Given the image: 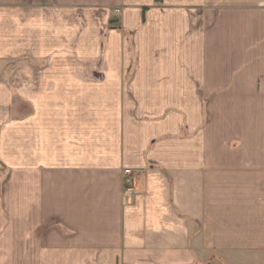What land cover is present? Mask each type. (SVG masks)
Instances as JSON below:
<instances>
[{"label":"crops","instance_id":"1","mask_svg":"<svg viewBox=\"0 0 264 264\" xmlns=\"http://www.w3.org/2000/svg\"><path fill=\"white\" fill-rule=\"evenodd\" d=\"M157 1L0 0L23 201L63 231L6 264H264V0Z\"/></svg>","mask_w":264,"mask_h":264},{"label":"rangeland","instance_id":"2","mask_svg":"<svg viewBox=\"0 0 264 264\" xmlns=\"http://www.w3.org/2000/svg\"><path fill=\"white\" fill-rule=\"evenodd\" d=\"M206 2L211 3V0H206ZM251 2L254 3V6L259 3V0H221L220 6V17L223 20H228L229 15L234 13L235 10H241L247 8ZM208 3L202 7H199L203 12L201 13L202 20L205 26H212V23H216V12H212V7ZM158 8L162 11H166L167 7L164 5L162 0H158L152 6L146 9H155ZM218 9V6H214ZM145 10V9H144ZM119 13V10H117ZM218 14V13H217ZM147 18V15H146ZM143 18V21L147 22V19ZM112 27L116 29L120 28L121 25L114 23ZM110 27V26H109ZM111 28V27H110ZM123 33V32H122ZM128 39L129 45L132 47V37L126 36ZM127 43V42H126ZM11 69V70H10ZM20 71V66L11 67H1V74H6L8 77L16 74ZM12 73V74H11ZM0 84L12 87V98L5 99V97H0V158L4 162L2 165L6 166L8 170L4 171V168L0 164V264H6L5 251L7 244L9 243L6 240V237L11 236L13 242L18 241V247L20 246V236L28 235L32 241L31 243L35 246L37 241L36 236L45 235L46 243L49 241V238L54 234V231L59 234L63 232L61 230V223L59 220H52L49 225L37 228L36 226L32 227V224H36L38 218L43 223L45 218L43 217L46 213L44 210H37L36 207V196H29V209L27 208L26 201H23V198L26 199V196L21 193L22 180H21V146H20V123L22 115L21 101L19 96V82H11L10 79L5 81V77H0ZM2 96V94H0ZM204 107H207L206 105ZM157 114V125L161 122V115ZM152 119V117H149ZM207 120V115H204V123ZM1 161V162H2ZM126 171V170H125ZM132 172V170H131ZM126 175V174H125ZM133 179V172L131 176L126 175L127 178ZM134 181V179H133ZM134 186V185H133ZM44 199V198H43ZM128 201V198H126ZM43 204V200H42ZM28 230V231H27ZM37 244V242H36ZM13 247V244H12ZM19 252V251H18ZM49 257V255H48ZM51 257V255H50ZM48 259L46 258V261ZM15 263V261H14ZM17 264H20V261H16ZM15 263V264H16ZM50 263V262H49ZM8 264V263H7ZM10 264V263H9Z\"/></svg>","mask_w":264,"mask_h":264},{"label":"built area","instance_id":"3","mask_svg":"<svg viewBox=\"0 0 264 264\" xmlns=\"http://www.w3.org/2000/svg\"><path fill=\"white\" fill-rule=\"evenodd\" d=\"M125 174L127 175V176H131L132 175V172H131V170H126L125 171ZM125 184H126V186L128 187V189L126 190V192H125V197L126 198H128V201H129V198H130V196H131V194H132V191H131V187L134 185V181H133V179L132 178H127L126 180H125Z\"/></svg>","mask_w":264,"mask_h":264}]
</instances>
